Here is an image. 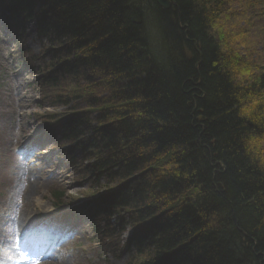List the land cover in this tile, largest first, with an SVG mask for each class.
Masks as SVG:
<instances>
[{
	"label": "trees",
	"instance_id": "1",
	"mask_svg": "<svg viewBox=\"0 0 264 264\" xmlns=\"http://www.w3.org/2000/svg\"><path fill=\"white\" fill-rule=\"evenodd\" d=\"M172 1L9 0L8 10L40 6L44 95L72 104L61 142L75 143L94 189L114 190L122 226L138 228L128 264H264V98L246 97L264 90V73L248 89L219 63L210 17L222 0ZM61 81L104 94L82 97L84 109Z\"/></svg>",
	"mask_w": 264,
	"mask_h": 264
},
{
	"label": "rangeland",
	"instance_id": "2",
	"mask_svg": "<svg viewBox=\"0 0 264 264\" xmlns=\"http://www.w3.org/2000/svg\"><path fill=\"white\" fill-rule=\"evenodd\" d=\"M222 1L220 0L221 3L218 6L212 7L211 10L214 11L210 17L212 32L222 45L219 63L222 67L227 66V71L235 77L238 84L249 89L250 83L264 73V0ZM169 2L170 7L173 1L169 0ZM36 7L37 12L40 6L37 4ZM26 27L29 31L25 33L24 45L36 53L40 47L33 26L29 22ZM13 50L14 45L0 19V91L8 99V105H6L8 107L0 105V210L3 205L6 210L5 215H0V255L4 253L6 260L0 264H23L21 262L23 254L17 250L16 242L12 239L17 229L13 227V220L22 218L26 223L32 218L26 228L29 229L39 224L38 220L43 214L47 215L55 211V193H64L61 202H67L69 199L83 198L97 191L88 187V183L80 179L81 175L77 167H73L71 163L64 165L68 157L67 159L64 157L61 166L59 152L54 147L47 146L46 140L44 143L27 140L39 124L35 121V114L40 116L39 120H41L43 116L48 117L50 114L65 112L72 104L51 107L47 105L48 100L44 99V106H39L41 103L38 100L39 94L28 85L30 75L18 69V60ZM65 84L61 81L60 89L67 88L65 94L68 92L71 95L68 97L84 109L86 104L82 97L104 94L103 88L96 87L94 83L93 87L90 85L86 91H83L76 82ZM246 97L251 98L250 102L253 106L258 100L264 98V90L255 86L249 90ZM5 108L9 109V113L3 112L6 113L3 115L2 110ZM89 109L90 112H95V109ZM91 126L95 125L91 124ZM260 145L264 151V141ZM16 147H19L20 156L17 155L15 158L13 149ZM23 155L25 157L21 158ZM158 168H168V165L161 162ZM6 181L8 184L13 181V187L10 188L11 184L7 185ZM35 183L39 184L34 185ZM100 185L103 188L106 185L105 181L101 180ZM190 195L191 193H188L186 196ZM88 228L89 232L84 238H87L86 243L90 245L77 254L75 257L77 264H83L81 258L84 255L86 259H89L88 264L91 261L96 264H128V255L126 252L122 253V250L128 234L134 230L132 226L127 227L126 233L118 239L115 237V243L105 245V248H100L95 253L89 239L93 236V230ZM96 237L98 239L100 236ZM76 246L79 244L77 243ZM107 253H110L108 259ZM137 261H140L139 258ZM137 261L133 260V264ZM54 262L55 264H72L61 256L44 264Z\"/></svg>",
	"mask_w": 264,
	"mask_h": 264
},
{
	"label": "water",
	"instance_id": "3",
	"mask_svg": "<svg viewBox=\"0 0 264 264\" xmlns=\"http://www.w3.org/2000/svg\"><path fill=\"white\" fill-rule=\"evenodd\" d=\"M158 3L165 9L169 8V5H170L169 0H158Z\"/></svg>",
	"mask_w": 264,
	"mask_h": 264
},
{
	"label": "bare ground",
	"instance_id": "4",
	"mask_svg": "<svg viewBox=\"0 0 264 264\" xmlns=\"http://www.w3.org/2000/svg\"><path fill=\"white\" fill-rule=\"evenodd\" d=\"M33 5H34V3H33ZM33 5H31V6H30V8H31V7H33ZM19 6H20V5H19ZM38 184H39V183H38ZM38 184H37V183H35L34 185H38Z\"/></svg>",
	"mask_w": 264,
	"mask_h": 264
}]
</instances>
